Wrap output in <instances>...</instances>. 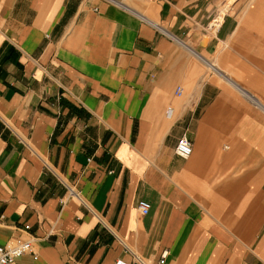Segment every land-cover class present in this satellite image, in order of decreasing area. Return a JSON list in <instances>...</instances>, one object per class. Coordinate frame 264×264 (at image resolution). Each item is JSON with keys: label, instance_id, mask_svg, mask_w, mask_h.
Returning <instances> with one entry per match:
<instances>
[{"label": "crops", "instance_id": "crops-1", "mask_svg": "<svg viewBox=\"0 0 264 264\" xmlns=\"http://www.w3.org/2000/svg\"><path fill=\"white\" fill-rule=\"evenodd\" d=\"M226 1L0 0L17 264H264V0Z\"/></svg>", "mask_w": 264, "mask_h": 264}, {"label": "built area", "instance_id": "built-area-1", "mask_svg": "<svg viewBox=\"0 0 264 264\" xmlns=\"http://www.w3.org/2000/svg\"><path fill=\"white\" fill-rule=\"evenodd\" d=\"M174 152L178 157L187 159L192 153L191 141L185 135H182L177 140ZM137 209L142 215H146L149 212L150 203L148 201L140 200L137 203ZM28 228L29 226H26L25 230ZM25 254H32L33 257H36L32 240L16 238L0 245V264H17L18 258ZM164 256L165 255H162V257ZM160 263H163V260H161ZM116 264L128 263L118 260Z\"/></svg>", "mask_w": 264, "mask_h": 264}, {"label": "rangeland", "instance_id": "rangeland-1", "mask_svg": "<svg viewBox=\"0 0 264 264\" xmlns=\"http://www.w3.org/2000/svg\"><path fill=\"white\" fill-rule=\"evenodd\" d=\"M232 0H227L223 6L220 7V16L226 11V9L230 6Z\"/></svg>", "mask_w": 264, "mask_h": 264}]
</instances>
